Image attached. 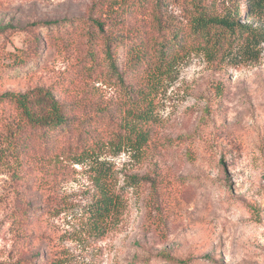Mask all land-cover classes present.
I'll return each instance as SVG.
<instances>
[{
  "label": "rangeland",
  "instance_id": "obj_1",
  "mask_svg": "<svg viewBox=\"0 0 264 264\" xmlns=\"http://www.w3.org/2000/svg\"><path fill=\"white\" fill-rule=\"evenodd\" d=\"M195 1L162 0V22L185 31L166 73L154 41L130 66L139 37L164 34L156 0L134 9L115 43L118 74L104 55L90 67L100 0H0V96L50 89L74 128L22 163L0 142V264H177L162 252L264 264V12L203 0L215 14L239 8L261 34L252 51L236 41L213 59L190 33ZM52 20L64 22L41 24Z\"/></svg>",
  "mask_w": 264,
  "mask_h": 264
},
{
  "label": "trees",
  "instance_id": "obj_2",
  "mask_svg": "<svg viewBox=\"0 0 264 264\" xmlns=\"http://www.w3.org/2000/svg\"><path fill=\"white\" fill-rule=\"evenodd\" d=\"M245 16L249 18L264 12V0H245ZM150 0H100L97 4V16L91 17L88 28L87 43L89 46L90 67L99 63L102 55L108 61L109 69L120 74V66L116 62L115 43L126 38L125 27L127 20L135 11L145 8ZM154 14L157 16L156 27L164 33L162 39H155L151 35H142L140 42L130 48L128 61L130 66L138 65L148 55L146 46L154 41V48L158 55L163 56L161 69L170 71L180 62L182 56H172L178 47L184 46L183 28L170 26L162 22L163 2L156 0ZM197 16L194 20L191 34L200 36L204 40V49L211 58H216L220 51L230 50L237 41L244 52L252 51V44L258 43L259 30L250 23L238 20L241 12L237 8L224 15L215 14L203 0H196ZM131 14V15H130ZM238 17V18H237ZM64 21H44L42 25H60ZM98 33L102 34L104 42L98 48ZM241 42V43H240ZM163 73L157 74V76ZM12 105V110L0 109V142L4 152L12 159L22 163V158L36 145L41 149L49 144H60L64 135L72 131L71 109L62 103L50 90L42 87L26 92L8 91L0 96V103ZM100 147V146H99ZM64 152V148L62 149ZM91 149L90 151H94ZM165 260L177 264H191L193 258H176L162 252L159 254ZM16 264H20L19 261Z\"/></svg>",
  "mask_w": 264,
  "mask_h": 264
}]
</instances>
